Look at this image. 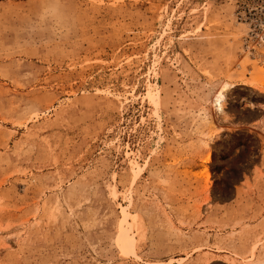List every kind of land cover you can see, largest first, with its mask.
Returning a JSON list of instances; mask_svg holds the SVG:
<instances>
[{
    "label": "rangeland",
    "instance_id": "374dc122",
    "mask_svg": "<svg viewBox=\"0 0 264 264\" xmlns=\"http://www.w3.org/2000/svg\"><path fill=\"white\" fill-rule=\"evenodd\" d=\"M0 264H264V0H0Z\"/></svg>",
    "mask_w": 264,
    "mask_h": 264
},
{
    "label": "bare ground",
    "instance_id": "6f19581e",
    "mask_svg": "<svg viewBox=\"0 0 264 264\" xmlns=\"http://www.w3.org/2000/svg\"><path fill=\"white\" fill-rule=\"evenodd\" d=\"M155 84H153L152 82L150 83V89L148 92V98H153V89H154ZM224 93L223 91H219L216 95L215 98V105L218 107V109L220 111H222V109H224ZM132 162V161H131ZM132 169L135 171H139L140 170V165L139 163L135 160L132 162ZM121 213H122V217H121V223H120V232H119V236H118V243L120 244V246H122L124 248V250H131L132 252H134V246L137 242V229L135 226V216L133 215L132 211H131V207H130V202L126 205H121ZM129 252V251H126Z\"/></svg>",
    "mask_w": 264,
    "mask_h": 264
}]
</instances>
